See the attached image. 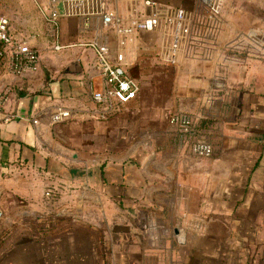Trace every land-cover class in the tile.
<instances>
[{
  "label": "crops",
  "instance_id": "0c3cea01",
  "mask_svg": "<svg viewBox=\"0 0 264 264\" xmlns=\"http://www.w3.org/2000/svg\"><path fill=\"white\" fill-rule=\"evenodd\" d=\"M101 1L122 25L152 10ZM154 1L158 27L123 37L97 15L55 28L36 0H0L40 58L0 71V264H264V0H227L214 17L201 0ZM178 8L189 32L171 64ZM93 40L140 86L103 119L87 87L103 85L95 53L77 44ZM56 107L72 116L52 123ZM179 111L194 137L168 123ZM193 139L212 155H193Z\"/></svg>",
  "mask_w": 264,
  "mask_h": 264
},
{
  "label": "built area",
  "instance_id": "2783aa9c",
  "mask_svg": "<svg viewBox=\"0 0 264 264\" xmlns=\"http://www.w3.org/2000/svg\"><path fill=\"white\" fill-rule=\"evenodd\" d=\"M201 1L205 3L209 17H214L220 13L227 0ZM60 3V10H49L43 3L36 0L37 9L43 19L55 28L58 26L61 17L97 15L103 24L113 25L116 33L126 37L134 31L156 29L161 18L160 13L155 10L157 3L154 0H143L145 7L152 8L151 12L145 14H134L136 12H133L128 17L127 25H122V19L115 11L104 9L101 0H60ZM82 6H88V10H82ZM173 14V18L167 17L170 21L173 19L174 28L169 42V52L165 57L167 62L171 64L175 63L177 51L185 39V35L189 32V20L184 10L178 8ZM167 18L166 20H168ZM120 42L123 43L122 40ZM77 44L90 47L95 53V66L103 77V85L101 89H97L89 82L87 87L96 107L92 116L94 118H106L116 111L119 103L134 98L140 86L125 70L122 63L123 57L120 53H117L115 60L112 61L109 58L108 47L105 43L93 40ZM63 47L60 44H55L53 49L60 50ZM39 60L38 51L31 45L29 35L23 31H14L10 18L0 12V71L2 68H6V71L21 76L30 70H35ZM71 116L72 113L69 109L56 107L50 120L52 123H58L69 119ZM168 123L176 127L181 134L194 137L193 118L190 114L180 111L174 112L168 117ZM189 148L190 152L196 156H210L213 152L210 144L199 139L191 140ZM50 194L51 191L49 190L45 192L46 196H50Z\"/></svg>",
  "mask_w": 264,
  "mask_h": 264
},
{
  "label": "rangeland",
  "instance_id": "374dc122",
  "mask_svg": "<svg viewBox=\"0 0 264 264\" xmlns=\"http://www.w3.org/2000/svg\"><path fill=\"white\" fill-rule=\"evenodd\" d=\"M5 5H6V7H4ZM3 8H6V9H7V8H10V7H9V2H1V3H0V11H4ZM10 9H11V8H10ZM232 50L234 51V50H237V49L232 48L231 51H232Z\"/></svg>",
  "mask_w": 264,
  "mask_h": 264
}]
</instances>
